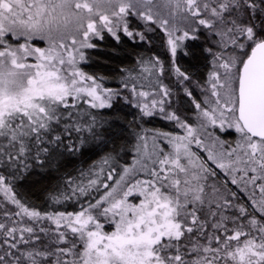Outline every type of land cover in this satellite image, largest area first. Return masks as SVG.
Wrapping results in <instances>:
<instances>
[{
	"label": "snow or ice",
	"instance_id": "snow-or-ice-1",
	"mask_svg": "<svg viewBox=\"0 0 264 264\" xmlns=\"http://www.w3.org/2000/svg\"><path fill=\"white\" fill-rule=\"evenodd\" d=\"M131 18L144 31L130 29ZM157 29L195 125L166 108L175 93L159 57L138 59L137 76L128 72L122 81L129 95L80 67L105 33L150 45L147 33ZM13 39L23 42L13 46ZM196 43L210 57L203 81L177 62L193 56ZM121 101L184 134L155 132L149 150V136L135 133L136 159L111 185V154L87 183L67 181L69 191L52 200L90 197L77 212H41L16 198L6 180L28 179L64 152L104 142L108 122L78 105L113 109ZM230 129L234 145L215 131ZM215 169L242 190L252 186L259 219L236 201L229 180L210 179ZM0 170V192L15 206L0 218V264H264V0H0Z\"/></svg>",
	"mask_w": 264,
	"mask_h": 264
},
{
	"label": "trees",
	"instance_id": "trees-1",
	"mask_svg": "<svg viewBox=\"0 0 264 264\" xmlns=\"http://www.w3.org/2000/svg\"><path fill=\"white\" fill-rule=\"evenodd\" d=\"M129 27L136 31H144L145 28L143 23L135 18L130 19ZM118 35L120 36L119 41L108 33L104 34L103 40L93 41L98 44V48L86 50L89 56L88 62L81 63L80 67L88 74L104 77L103 86L105 88L119 89L125 95H129L128 90L123 88L122 81L128 72H131L132 76H137L139 72L138 59L149 56L159 57L165 66L163 82L172 87L175 93L172 104L170 106L166 105V108L170 107L171 110L177 111L182 119H186L189 123L195 125L196 110L188 102V98L183 95V92L178 91L175 77L169 72V53L165 45L164 34L159 29L147 33L152 40L150 45L137 43L122 32L118 33ZM10 42L15 46L23 41L13 39ZM32 43L36 47H47V44L43 41L35 40ZM194 53L191 57L178 55L177 62L182 68L191 71L197 79L203 81L211 68L210 57H208L207 53L201 52L199 43L195 44ZM197 91H194L196 97H198ZM78 107L81 109L82 114L87 109V111L97 114L101 121L108 122L104 128L100 129L102 132L107 129L105 140L101 143L90 144L76 155L64 152L63 155L57 156L48 167L42 170L34 168L28 179L6 180V183L10 182L12 184V190L16 198L29 207L41 212H77L80 210L81 203L87 206V201L90 197H81L79 200H62L61 203H54L52 200L53 195L69 191L67 181L87 183L89 176L94 178V173L99 170L102 158L111 154L115 156L112 167L116 168L113 181H108L109 185H111L121 173L122 167L131 166L134 159H136L134 145L138 141L135 133L143 131L149 136V150L152 148L151 135L155 132H168L173 135L184 134L182 129L175 126L174 122L162 119L160 116L141 118L137 108L123 101L117 103L113 109H89L86 104L78 105ZM109 124L112 127H109ZM209 130L213 131L212 129ZM215 131L221 140H225L229 144L234 145V142L238 139L236 132L228 131L225 134L219 132V130ZM226 135H230L233 139L231 141L224 139ZM72 139L75 140V135H73ZM158 143L167 151H171L169 145L163 142ZM209 166L214 168L211 164ZM104 168L106 172L108 166H104ZM215 171L217 175L210 179H214L217 183L229 180L219 169H215ZM82 172L84 175L81 174ZM136 178L144 179L145 176L140 173ZM227 188L235 192L236 201L245 205L249 212L252 213L253 207H249L247 204L249 203V198H251L252 186L249 185L247 190H242L237 185L231 184L229 180ZM104 191L106 190L103 188L98 192L93 191L91 196L98 198ZM256 196H259L258 190L256 191ZM136 198L138 197L132 196L129 197V200L137 202ZM14 210L15 206L5 198L3 192H0V218H3L5 211ZM112 229L113 226L111 224H105L104 231L107 232Z\"/></svg>",
	"mask_w": 264,
	"mask_h": 264
},
{
	"label": "rangeland",
	"instance_id": "rangeland-1",
	"mask_svg": "<svg viewBox=\"0 0 264 264\" xmlns=\"http://www.w3.org/2000/svg\"><path fill=\"white\" fill-rule=\"evenodd\" d=\"M139 21V20H138ZM141 22V21H140ZM144 25V24H143ZM164 36V35H163ZM32 58L30 57L29 58V62L31 63L32 61ZM197 94H198V99H202L203 97H202V94L200 93V91L198 90L197 91ZM228 131H232V132H235L234 130H228ZM227 131V132H228ZM227 132H223V133H227ZM224 139H226V140H228V141H231L233 138L230 136V135H226V137L224 138ZM206 143H207V141H206ZM192 151L193 152H195L200 158H201V160H206V152H205V150L204 149H201V148H198L196 145H192ZM211 163L209 162V165H210ZM214 166V165H213ZM258 190V189H257ZM140 198L138 197V198H136V200H137V202H138V200H139ZM248 204V206L249 207H253L252 209H253V211H252V213H254L255 215H256V218L257 219H259L260 218V213L256 210V208L252 205V198H249V203H247Z\"/></svg>",
	"mask_w": 264,
	"mask_h": 264
}]
</instances>
